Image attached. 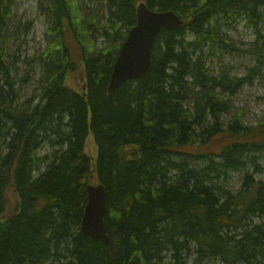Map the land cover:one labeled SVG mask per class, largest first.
Wrapping results in <instances>:
<instances>
[{
	"label": "trees",
	"instance_id": "1",
	"mask_svg": "<svg viewBox=\"0 0 264 264\" xmlns=\"http://www.w3.org/2000/svg\"><path fill=\"white\" fill-rule=\"evenodd\" d=\"M16 1L0 0V264H264V121L222 119L264 67V0H37L47 47L30 97L34 64L17 77L10 51L31 31ZM139 3L183 24L158 33L146 76L108 93ZM238 23L256 65L232 79L209 60L237 53ZM92 184L108 244L80 231Z\"/></svg>",
	"mask_w": 264,
	"mask_h": 264
},
{
	"label": "rangeland",
	"instance_id": "2",
	"mask_svg": "<svg viewBox=\"0 0 264 264\" xmlns=\"http://www.w3.org/2000/svg\"><path fill=\"white\" fill-rule=\"evenodd\" d=\"M93 0H84L90 8H95ZM17 22H21L22 25L27 23L31 24V31L28 36H20L18 40L11 41V54L15 55L18 65V75L21 78L28 71V64H34L33 73L30 75L31 81L26 88V94L30 95L35 92H39L40 81V66L37 58L47 47L46 29L47 22L42 12L38 9L37 0H17L14 13ZM228 35L234 41L236 48L238 49L235 55H225L222 59L212 58L209 63L214 65L216 71L220 66H224L225 70L229 73L230 78H242L247 77V70L256 65L253 57L246 53L250 49V45L255 41L254 32L244 27L243 23H238L233 31H229ZM101 40L97 43V48L102 47ZM264 56V50H263ZM18 79V78H17ZM83 84V76L79 68L70 75L67 81L68 87L72 90H80ZM228 94H226V97ZM231 109L229 115L222 117L225 124L235 114H242L240 117L241 122L248 127H255L260 122L264 121V67L261 68L260 75H256L250 79V81L244 85L241 89H238L236 96L230 101ZM90 136L86 143L85 151L91 157L96 156V148L92 142ZM213 143V142H212ZM214 149L217 150L218 142L213 143ZM217 147V148H216ZM235 177H232V181H235ZM258 179L264 181V174L258 175ZM7 198L14 206L16 197L9 191Z\"/></svg>",
	"mask_w": 264,
	"mask_h": 264
},
{
	"label": "water",
	"instance_id": "3",
	"mask_svg": "<svg viewBox=\"0 0 264 264\" xmlns=\"http://www.w3.org/2000/svg\"><path fill=\"white\" fill-rule=\"evenodd\" d=\"M183 21L172 11L157 12L140 3L136 9V25L120 47L113 66L108 93L131 80L146 76L151 68V53L156 36L161 30L176 29ZM87 203L81 220V233L108 244L104 217L106 193L101 184L88 185Z\"/></svg>",
	"mask_w": 264,
	"mask_h": 264
},
{
	"label": "bare ground",
	"instance_id": "4",
	"mask_svg": "<svg viewBox=\"0 0 264 264\" xmlns=\"http://www.w3.org/2000/svg\"><path fill=\"white\" fill-rule=\"evenodd\" d=\"M133 81V80H132ZM80 231H81V224H80ZM85 236V235H84Z\"/></svg>",
	"mask_w": 264,
	"mask_h": 264
}]
</instances>
